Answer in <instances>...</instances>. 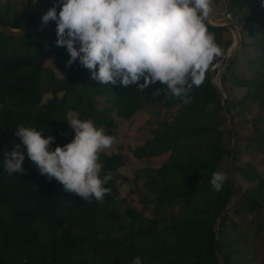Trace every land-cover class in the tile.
Returning <instances> with one entry per match:
<instances>
[{
	"label": "trees",
	"instance_id": "1",
	"mask_svg": "<svg viewBox=\"0 0 264 264\" xmlns=\"http://www.w3.org/2000/svg\"><path fill=\"white\" fill-rule=\"evenodd\" d=\"M247 2L250 0H231L233 6ZM249 8L250 13L238 24L243 28L241 46L246 35L253 37L248 46L256 50L255 63L248 62L244 78L234 69L237 60L232 58L222 84L226 85L228 75L233 73L242 92L236 102L240 113L229 97L226 99L233 127L237 115L242 123L249 122L245 116L248 108L263 110L254 118L262 132L250 137L248 143H259L256 148L264 155V57L258 55L264 45V20L257 17L255 5ZM46 13L32 9L10 19L8 13L0 12V23L23 28L41 22ZM261 15L264 17V12ZM208 30L223 50L214 64L227 54L234 39L227 37V26L209 22ZM56 39L50 34L30 33L14 38L0 32V264H132L137 256L142 258V264H220L215 225L231 200L233 186L229 179L216 192L210 181L216 171L229 176L224 162L232 150L226 144L228 133L223 127L229 119L212 81V64L203 83L192 89L191 103L184 105L165 94L154 97V88L163 87L159 83L141 92L136 86H105L91 80V72L80 67L78 61L68 67L69 54L65 47H56ZM46 60L55 61L61 77L47 70ZM47 94L52 97L43 103ZM100 96L108 103L103 109L97 105ZM150 107L175 110L172 119L157 120L151 137L130 151L140 160L167 156L160 167L142 168L136 176L143 179L145 190L153 197L152 217L134 206L119 207L122 194L117 181L120 169L128 166L122 154H100L101 175L109 170L115 174L105 185L111 194L104 197L103 204L94 198L89 203L65 191L55 179L41 175L27 156L22 165L24 174L10 175L4 168V153L13 150L8 145L18 125L35 127L45 137L53 135L54 149L72 141L67 136L71 114L97 127L105 123L112 126L114 114L129 122L140 110ZM238 171L251 184H236L234 178L235 201L219 226L223 264H238L237 253L249 248L242 245L237 233L241 222L232 216H242L251 208L254 215L250 222L257 227L256 234L264 229V175L250 162ZM252 248L254 254H259L258 248Z\"/></svg>",
	"mask_w": 264,
	"mask_h": 264
},
{
	"label": "clouds",
	"instance_id": "2",
	"mask_svg": "<svg viewBox=\"0 0 264 264\" xmlns=\"http://www.w3.org/2000/svg\"><path fill=\"white\" fill-rule=\"evenodd\" d=\"M212 13V0H54L41 18V28L55 22V45L66 48L68 67L78 61L91 72V80L105 86H136L141 92L159 83L163 87L154 88V97L165 94L188 105L192 89L203 83L209 66L223 55L208 30ZM68 124L74 138L54 149L53 135L45 137L35 127L18 125L14 135L24 148L16 145L4 153V168L10 175L24 174L26 152L41 175L84 201L94 198L103 204L111 194L105 185L115 174L109 170L101 175L100 154L118 139L90 120L73 118ZM229 179L224 171L214 172L212 189L220 192ZM132 264H142V258L135 257Z\"/></svg>",
	"mask_w": 264,
	"mask_h": 264
},
{
	"label": "rangeland",
	"instance_id": "3",
	"mask_svg": "<svg viewBox=\"0 0 264 264\" xmlns=\"http://www.w3.org/2000/svg\"><path fill=\"white\" fill-rule=\"evenodd\" d=\"M53 3L54 0H37L35 4L34 0H0V12L8 13L10 19H15L24 16L29 12V10L32 9L48 11L49 8L53 6ZM214 4H216L217 7L214 6ZM252 4L256 6L257 17H260L261 20H264L263 15H261L264 12V0H250V2H247L244 5L238 4L237 6H233V4H231V0H212L213 13L210 16V22L214 24H230L236 28L235 32L230 30V34L228 33L227 37L234 39L232 46L233 44H236V35L240 37V46L236 51L233 52L232 58L237 60V63H235L234 65V69L240 77L243 76L244 78H247L248 75H246V69L250 66L248 62L253 61V64L255 63L254 57L256 56V50L252 49L250 45L248 46V44H250V42L253 40L252 36L249 37L248 35H246L244 39L245 43L241 46V31H243V28L242 25L240 26L241 23L238 24V20L250 13L249 7ZM59 11L60 8L57 7V13H59ZM228 15H231L232 19H227ZM232 46L229 48L227 54L224 57L220 58V60L218 61L219 65L216 70H218L219 73L222 72L226 65ZM258 55L260 57H264V45L259 48ZM44 65L47 70L52 75H54V77H61L59 70L56 68L55 61L46 60ZM225 71L223 72L224 74L222 77L227 76V73H225ZM233 75V73L228 75V81L226 85L222 84L221 77L220 89L226 97H229L230 102L235 107V110L239 112L242 110H239L240 108L236 106V102L239 101L242 97V92L241 89L237 87L238 84L236 82V78H234ZM214 77L215 75L213 76V78ZM51 97V95L49 96L47 94L44 98L43 103H46ZM97 105L99 109H103L105 106H108V103L103 96H100ZM248 109L249 110L247 111L245 116L246 118L250 119L249 122L242 123V118L237 115L233 118L237 122L235 127H231L230 122H228V124H225L223 127L228 133V141L226 142L227 147L233 150V146L235 143L236 152H234V155L237 154L236 158H233V160L231 159V155L230 157H226L224 166L229 167L230 165H232V171L233 169L236 171L235 173L232 172L233 178H235L236 184L240 185L251 184L243 180L238 171L246 162L252 163L264 175V155L262 153L263 150L256 148L259 143L254 142L255 146H252L248 143L250 137H254L255 135L262 132V128L260 127V125L255 123L254 118L255 116L261 114L263 110L258 109V107L256 106H252ZM173 113H175V110L167 111L164 108L160 107H150L148 109L146 108L140 110L134 115L133 118H131L129 122H124L114 114L112 116V119L114 120V124L112 126H108L106 123L98 126L103 127L106 134L116 136L118 139V143H116L111 149L105 150V152H107L108 154H122L128 162L127 167L120 169L121 178L117 181V185L120 187L119 190L122 194V199L119 204V207L121 209H124L126 206H134L138 208L140 212L143 213V215L152 217L154 213L152 203L153 197L149 196L147 191L145 190V186L142 184L143 179H137L136 176L137 174L141 173L142 168L160 167L165 159H167V156L159 159L140 160L135 158L133 154L130 153V151L132 148L142 144L151 137L150 131L154 128L153 125L157 120L172 119ZM70 117L71 119H73L77 118L78 115L71 114ZM74 135L75 133L72 129L67 133V136H70L71 140L74 138ZM16 145H20L22 149L24 148L22 142L15 136L11 143L8 145V149H14ZM262 147H264V145ZM25 156H27L26 152ZM253 215L254 210L248 208L244 211L242 216H232L236 221L241 222V226L238 230L239 232L237 233L243 241L242 245L249 247L245 248V250L242 249L243 252L237 253V261H239L238 264H264V258H260V255L264 253V229L259 234H256L257 227L255 225L252 226L250 222ZM67 229H69V227H67ZM252 247L258 248L259 254H254Z\"/></svg>",
	"mask_w": 264,
	"mask_h": 264
},
{
	"label": "water",
	"instance_id": "4",
	"mask_svg": "<svg viewBox=\"0 0 264 264\" xmlns=\"http://www.w3.org/2000/svg\"><path fill=\"white\" fill-rule=\"evenodd\" d=\"M210 23L213 24V25H220V24H214L212 22H210ZM224 26H227L233 32L236 31V28L233 25L228 24V25H224ZM0 32L3 35H5V36L14 37V38H18V37H21V36H24V35H27V34H30V33L50 34V35H55L56 36V24L49 23L46 27L41 28V22H38V23L29 24V25H27V26H25L23 28H13L11 26H8V25L0 23ZM235 43L236 44L235 45L233 44V46H232V48H231V50L229 52V57L227 59V62H226V65H225L224 69L220 73H219L218 70H214L215 77L213 78V83L215 84V86L219 90L220 95L222 96L223 107L226 110V113H227L226 115L228 116V119H229L231 127H233V120H232V116L230 115L231 114L230 111L226 109V99H227V97L224 95V93L220 89V79H221V77L224 74L223 72L227 69L228 65L231 62V58H232L233 52L236 51L237 48L240 46V37L238 35H236ZM217 77H218L219 83L217 81ZM234 152H236L235 143H234V146H233V150L231 152V159L232 160L234 158ZM228 172H229L230 182H231V184L233 186V189H232V192H231V200H230L229 204L227 205V207L225 208V210L223 211V213L221 214V216L219 217L218 221H216L217 223L215 225V230H216V233H217V239H216V244L215 245H216V251H217L218 258L221 260L220 264L224 263V261H223V259L221 257V253H220V249H219V245H218L219 234H220L219 233L220 220L222 219L225 211L232 205V203H233V201L235 199V186H236V184H235L234 178H233L232 165L229 166Z\"/></svg>",
	"mask_w": 264,
	"mask_h": 264
},
{
	"label": "built area",
	"instance_id": "5",
	"mask_svg": "<svg viewBox=\"0 0 264 264\" xmlns=\"http://www.w3.org/2000/svg\"><path fill=\"white\" fill-rule=\"evenodd\" d=\"M227 19H232V17H231V15H228L227 16ZM223 25H225V24H223ZM218 65H219V62L218 61H216L213 65H212V71L213 70H216V68L218 67Z\"/></svg>",
	"mask_w": 264,
	"mask_h": 264
},
{
	"label": "bare ground",
	"instance_id": "6",
	"mask_svg": "<svg viewBox=\"0 0 264 264\" xmlns=\"http://www.w3.org/2000/svg\"><path fill=\"white\" fill-rule=\"evenodd\" d=\"M217 81H218V83H219L218 77H217Z\"/></svg>",
	"mask_w": 264,
	"mask_h": 264
},
{
	"label": "crops",
	"instance_id": "7",
	"mask_svg": "<svg viewBox=\"0 0 264 264\" xmlns=\"http://www.w3.org/2000/svg\"><path fill=\"white\" fill-rule=\"evenodd\" d=\"M223 25V24H222Z\"/></svg>",
	"mask_w": 264,
	"mask_h": 264
}]
</instances>
